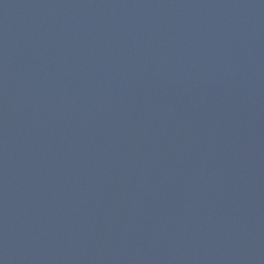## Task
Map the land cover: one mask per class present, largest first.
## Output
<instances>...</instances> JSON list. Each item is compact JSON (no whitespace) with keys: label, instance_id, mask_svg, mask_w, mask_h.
Returning <instances> with one entry per match:
<instances>
[{"label":"water","instance_id":"obj_1","mask_svg":"<svg viewBox=\"0 0 264 264\" xmlns=\"http://www.w3.org/2000/svg\"><path fill=\"white\" fill-rule=\"evenodd\" d=\"M0 264H264V0H0Z\"/></svg>","mask_w":264,"mask_h":264}]
</instances>
